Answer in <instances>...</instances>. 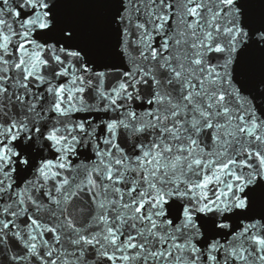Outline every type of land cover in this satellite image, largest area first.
I'll list each match as a JSON object with an SVG mask.
<instances>
[{"label": "snow or ice", "instance_id": "6c2138e0", "mask_svg": "<svg viewBox=\"0 0 264 264\" xmlns=\"http://www.w3.org/2000/svg\"><path fill=\"white\" fill-rule=\"evenodd\" d=\"M99 2L0 0V264H264V6Z\"/></svg>", "mask_w": 264, "mask_h": 264}, {"label": "water", "instance_id": "95a60500", "mask_svg": "<svg viewBox=\"0 0 264 264\" xmlns=\"http://www.w3.org/2000/svg\"><path fill=\"white\" fill-rule=\"evenodd\" d=\"M262 6H264V0H254L245 9L246 19L255 22L256 26H260L261 23ZM109 12V8L99 2V0H64L60 9L62 20L79 25L81 35L85 40L92 37L106 38V21ZM260 62V53L255 49H250L243 56V70L240 73V77L248 89L255 87L260 71Z\"/></svg>", "mask_w": 264, "mask_h": 264}]
</instances>
